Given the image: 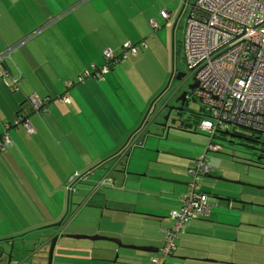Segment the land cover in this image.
Returning <instances> with one entry per match:
<instances>
[{
	"label": "crops",
	"instance_id": "1",
	"mask_svg": "<svg viewBox=\"0 0 264 264\" xmlns=\"http://www.w3.org/2000/svg\"><path fill=\"white\" fill-rule=\"evenodd\" d=\"M115 2L120 4L119 11L114 10ZM130 7L132 3L128 5L127 0H0V49L6 45L20 43L4 56V63L0 64V136L8 128L9 131L6 132L13 138L12 144L5 148L6 151L0 149V178L7 169L12 170L17 176L9 161L14 153H19L26 160L31 155L37 166L31 163L28 170H22L23 176L33 178V181L37 178L36 182L42 186L40 191L36 186L38 199L34 198L35 196L31 199V203L39 210L36 212L31 208L29 213L32 214L20 220V227L24 232L12 234L14 236L10 238L8 235L11 233L5 230L0 237V257L8 253L13 264H47L51 238L57 233L60 235L55 240L50 264H108L107 260L114 258L116 253L118 261L127 257V260L135 264H147L156 252L123 248L111 241L98 239L103 243L85 244L86 251L90 250L91 253L84 254L86 251L83 243L86 242H81L80 239L87 238L69 237L68 234L117 237L125 244L158 248L162 245L164 230L173 226V220L169 216L170 211L178 208L180 195L187 189V185L171 182L169 179L181 182L187 180L179 176L178 173L182 171L178 167L171 168L168 164L169 161L174 163L171 158L170 160L163 158L164 154H169L168 151L147 148V145L153 146L152 143L157 140L155 134L152 131L139 132L134 135L132 146L126 147L119 155L111 156L137 127L149 104V101L141 95L135 99L130 93H126L125 100L122 96H118L119 101L126 107L115 104L113 97L109 99L110 90L116 88L117 82H120L118 65H123L127 69L128 62L126 63L125 60L127 56L130 59L133 57L131 61H134L143 50L137 41L140 37L138 24L141 23V15L148 13L152 16V12H144L137 4L132 11ZM161 10L159 9V15ZM168 14L166 18L170 17L169 12ZM126 18H129V21H126ZM113 20H118L117 28ZM149 22L153 26L156 25L152 17L149 18ZM25 34L29 37L27 35L28 38H22L21 36ZM133 41L136 43H132ZM124 42H130L135 46V53L124 51V57L118 60L122 64L115 63L116 66L114 65L112 71H109L110 68L102 76H97L93 72L95 69L93 67H98L97 64L101 62L102 51L109 48L114 54H120ZM56 70L64 72L61 80H53L52 72ZM62 94L69 99L68 103L57 100ZM33 97L49 98L45 104V111L32 110ZM82 102H86L87 117L92 114V118L89 117L90 126L93 129L107 126L109 129H107V138L101 141L102 147L96 146L95 150L90 151L92 155H96V160H100L95 163L93 169L86 167L84 160L83 163H77V158L73 159L74 170L70 176L82 172L79 176L83 178L82 181L91 182L89 176L97 174L99 170L102 174L92 188L86 190L77 188L75 196L73 194L75 191L70 189L71 186L67 181H59L62 188H53L54 182H51V177H49L50 181H47L46 163L51 164V157L53 158L59 151L57 147L53 148L49 145L48 141L52 140L49 139L50 135L47 131L52 132L59 147L66 152L65 146L54 133L47 117L51 119L56 114L65 115L69 111H77ZM20 108L21 113L31 124V132L16 121L20 116L18 112ZM35 115H39L45 125ZM57 126L64 132L65 129L61 125ZM167 131V128H163L160 136L167 134ZM161 141H158V144L162 143ZM42 146L46 149L44 150ZM207 146L208 143L203 154L202 148L198 150L200 155L208 151ZM122 155L127 157V166L121 171L123 177L121 188L104 189L102 185L107 182L115 187L118 185L117 177H109L115 165L108 166L112 159L117 157L120 160ZM87 159L88 157L86 161ZM14 163L20 168L17 159ZM41 174H45V181H40ZM213 174H216L215 171ZM59 176L62 178L61 172ZM18 180L23 185L22 177L18 176ZM127 187L129 188L125 189ZM24 189L26 190V187ZM20 190L22 194L23 187ZM199 190L206 192L200 188ZM46 196L48 201L45 199ZM50 198L54 201H50ZM231 205L232 211L244 208L243 204L238 208L233 207V203ZM43 206L46 209H42ZM220 208L218 200L210 195L207 212L192 218L184 230L177 234L174 240L175 250L166 257L163 264H209L207 262L227 264V261H235L224 253L211 251L196 244L198 239L208 240V237L199 236V231L215 227H220L217 237L230 241L235 248L243 242L242 237H238L237 231L233 240L231 236L220 230L226 228L228 226L226 224L229 223H236L235 227L243 224L242 221L237 222L238 218L234 216V212L231 213L234 218L229 221L217 220L216 215ZM31 216L34 222H31ZM62 217L61 225H57ZM204 217L207 219H203ZM136 219H140L144 224L147 223L146 226L149 227L159 224L160 235L158 237L154 235L152 227L150 230L135 226L141 224ZM132 221L135 222L136 229L126 228ZM255 227L264 230V225L256 224ZM240 233L242 235L244 232ZM98 245L100 247L97 248ZM261 252L260 258L251 257L250 254L243 261L247 264H264V248ZM242 257V253L237 254V260ZM2 260L4 263L5 260Z\"/></svg>",
	"mask_w": 264,
	"mask_h": 264
},
{
	"label": "rangeland",
	"instance_id": "2",
	"mask_svg": "<svg viewBox=\"0 0 264 264\" xmlns=\"http://www.w3.org/2000/svg\"><path fill=\"white\" fill-rule=\"evenodd\" d=\"M128 5L132 3V7H130V10L132 11L135 9L134 7L139 5L141 9H143L144 12L150 11L152 12V16L148 13L145 15H141V23L138 25L140 26V37L138 38L139 46L143 49L136 57L134 61H131L129 56H127L126 63L127 69L123 65H118V76L120 82H117L116 88H112L110 90L109 99L110 97H113V102L115 104H118V106H124L123 102H120L118 99V96H122L125 100L126 93H130L132 97L138 98V95H141L144 97L145 100L151 101L160 90H162L168 80L169 72L171 69V61H172V50H173V56H174V65L175 69L178 71H186L185 69V63L183 60V48H182V37L184 34L185 24H186V17H187V4L184 7L182 13L179 15L176 26L174 28L173 33V40H174V48L172 49V24L177 17V14L179 12V8L183 2V0H127ZM136 3V4H135ZM116 8L115 11L120 10V4L118 2H115ZM145 9V10H144ZM159 9L166 10L170 13L169 18L161 17L159 15ZM109 11V10H108ZM110 12V11H109ZM133 15V14H132ZM153 18L156 21V25L153 26L149 22V18ZM126 21H129V18H126ZM118 20H113V24H115V27L117 28L116 23ZM118 30V29H117ZM120 32V31H119ZM22 38L27 37V35L21 36ZM20 37V38H21ZM29 37V35H28ZM27 37V38H28ZM19 39V38H18ZM102 40V38H101ZM132 43H136V41H133ZM18 44V43H17ZM17 44H10L6 45L2 48V50H8V52L13 51L14 48H16ZM43 44V43H41ZM100 44V41L98 42ZM47 48V46H45ZM49 51V49H48ZM7 52V53H8ZM129 55V54H128ZM124 60V61H125ZM103 58L101 59V62L97 64V66L103 65ZM117 64H122L117 62ZM115 65V66H116ZM113 66L109 71H112ZM64 75L63 71L56 70L55 72H52V78L54 81L57 79H62ZM122 83L123 85H120ZM190 83V78L187 76L183 77V85L186 87ZM175 84L172 82L169 84L168 88L165 90V94L161 96V98H167V96H170L172 91L174 90ZM148 97V98H147ZM158 99L153 105L151 111H160L162 109V102L164 100ZM168 99V98H167ZM32 100V99H31ZM104 101V99H101ZM160 100V101H159ZM148 102V103H149ZM161 102V103H160ZM87 105L86 102H82L80 104V107L77 111H69L68 114L65 115H59L56 114L55 117L51 118L47 117L48 123L51 125V127L54 129V133L60 138L62 144L66 148V154L65 151H63L58 143L55 141V137L53 136L51 131H47V133L50 135V140L48 141L49 145L58 148V152L55 153L53 158L51 157V164L46 163V176L47 181L49 180V177H51V182H54V187H61L62 185H59V181L65 182L67 181V184L71 186L70 189H73L75 191L77 188L86 190L89 188H92L94 186L95 182L98 181V179L101 178V170L99 168L96 169L97 174L89 176V181H82L83 178H80V174L74 173L72 174V171L74 170L73 165V159L77 158V163L81 162L86 167H89L90 169H93L95 166V163L99 160H96V155H92L90 151L95 150L96 146H101V141L104 138H107V126L106 127H100V129H93L90 124L91 121H89V117L92 118V114L87 117L85 114V110ZM185 109L188 113H183L184 115H189L190 113V119L188 122H184L182 126L179 128L181 131H176L172 125H177V123H170L168 120L167 126H171L168 131L166 132L164 136H160L161 132L163 130V127H157L153 125H148V127H143L144 132L148 133L147 131L151 128H158V130L152 129V133L155 134L156 139L158 141L162 140L160 144H158V141L155 140L154 143H152L153 146L147 145V148L153 149V150H159V151H168V155L164 154L163 158H167L170 160V158L174 161H169L168 164L172 165L175 164L178 166V168L182 171L178 173L179 176L186 179V182L193 181V178L187 174L186 168H192L195 165L194 159H196L200 154L199 151L201 149V153L203 154L205 152L206 144L208 143V136L210 135L208 132H202L198 129H196L197 123L201 120L202 116L204 115V109L202 108V105L200 102L195 99L190 93L187 95V99L185 102ZM34 110V109H33ZM35 111V110H34ZM174 111V110H173ZM172 111V112H173ZM165 112V113H164ZM166 111L161 112V118H163L166 115ZM173 114V113H172ZM39 118L41 123L45 125L44 121L41 119L39 115H35ZM189 116H187L189 118ZM160 117V116H159ZM18 121V118L16 119ZM165 122V121H164ZM172 124V125H171ZM61 125L62 128H64V132L60 131L59 126ZM73 125V126H72ZM78 128L75 130L74 128ZM46 129L48 128L45 127ZM5 129L3 132L6 133ZM9 131V130H8ZM155 131V132H153ZM230 131V130H229ZM128 133V132H127ZM257 136L258 133H255ZM222 135L223 134H218ZM217 137L214 139V141L221 143L222 150H218L216 152L209 151L207 152L208 157V165L213 168V172L234 181H241L245 183H250L257 186H262L261 188H255L252 186H246L245 184L240 183H234V182H227V181H215L207 178L204 175H200L197 184L198 187L206 192H208L211 196H220L221 199H217L219 202V205L221 206L219 213L216 215L217 220H223V221H229L233 219L234 217L231 216V213L234 212V216L238 221H242V225L239 227H235L237 225L236 223H229L225 224L228 225L226 228H221L220 230H223L225 234H228L232 237V239H235V232H238V237H242L243 242L237 245V248H235V245H232L230 241L223 240L221 238L217 237V232L220 227H215L212 229H203L202 231H199L200 235L203 237H208L207 239H198L196 241V244L202 245L205 248H208L211 251H217L218 253H224V255L227 257H232L235 259V261H227V264H247V262L243 261L244 259H247L248 256L251 254V257L257 256L260 258L262 256V250L264 248L263 239H264V230L261 227H255L256 224L264 225V166L262 165H255L249 162H246L244 160H241V158H232L231 152L235 146L231 144L229 145L227 142L230 140L228 136H224V138ZM8 139V138H7ZM5 139V141L7 140ZM13 142V138L11 143ZM9 144V143H7ZM101 144V145H98ZM9 144L8 146H10ZM45 150L46 147L42 146ZM163 149V150H162ZM7 149H5L6 151ZM89 152V154H88ZM240 155H245L244 153L238 152ZM18 154V155H17ZM155 156V155H154ZM162 155H159V157ZM88 157L87 161L86 158ZM99 158V157H98ZM17 159L20 165V168L16 167V164L14 163V160ZM118 160L117 157L112 159L109 162V166L115 165L114 170L110 173L109 177H117L116 183L118 184L116 187L113 185H110L108 182L102 185L104 189H116L121 188L123 184V177L121 171L125 169L127 166V157L125 158L124 155L121 156ZM11 166L15 169V174L12 170L7 169L3 176L0 178V237L4 234L5 230L9 231L11 235H8L10 238L11 236H14L12 234H19L23 233L24 231L20 227V220L26 219L25 217H28L32 213H29L32 208L34 211H38L39 209L35 207V205L32 202V197L38 199L36 195V186H38V191L42 189V186L37 183L38 180L35 178L36 181H33V178H27L22 173V170H28V167H31L32 165L37 166V163L33 161L32 156H28V160H26L25 157L21 156L19 153H14V155L10 158ZM100 161V160H99ZM98 163V162H97ZM101 167V166H100ZM107 167V168H108ZM18 169V170H17ZM117 170V171H116ZM1 171V169H0ZM60 172L62 173V178L59 176ZM94 173V172H93ZM45 174L40 175V181H45L46 176ZM120 175L118 177V175ZM13 176V177H11ZM18 176L22 177L23 185L21 184L20 180H18ZM8 177L10 179H8ZM13 178V179H11ZM61 178V180H60ZM120 180V181H119ZM107 179H105V182ZM48 184V183H47ZM66 184V185H67ZM67 185V187H69ZM23 187V192L21 194L20 188ZM26 187V190L24 189ZM52 187V184H51ZM129 187L125 188L128 189ZM56 191V190H54ZM216 193V194H212ZM73 194H77V191H75ZM209 195V196H210ZM71 197V194H69ZM73 196V195H72ZM226 197V198H225ZM228 198H230L229 201ZM45 199L48 201V197L46 196ZM53 198H50V201H52ZM27 201H30L27 202ZM54 201V200H53ZM76 201V200H75ZM233 203V207H239L241 204H243L244 208L239 209L238 211H232V207H229V203ZM109 204H112L109 202ZM45 207L43 206L42 209ZM46 209V208H45ZM207 219V218H203ZM209 219V218H208ZM126 220V219H125ZM130 220V219H128ZM135 220V219H134ZM138 221V225H135L137 227L141 228H147L152 230L150 227L154 228L153 232L154 235L157 237L160 235V228L161 226L156 223L154 226H146L144 222H142L140 219H136ZM53 221V220H50ZM31 222L33 221V218L31 216ZM54 223V222H53ZM134 221H132L130 224L127 225L126 228L131 227L136 229L134 226ZM228 223V222H227ZM122 224V223H121ZM120 224V225H121ZM234 225V226H233ZM217 228V229H216ZM158 232V234L156 233ZM240 232H244L241 233ZM181 233V232H180ZM241 239V238H240ZM81 242H86L84 244V250L86 251L85 244H93L97 243L99 244L102 242L101 240H88V239H80ZM17 243V241H16ZM15 243V244H16ZM103 243V242H102ZM95 244V245H97ZM100 247V245L97 246V248ZM241 249V251H239ZM91 253L90 250H87L84 252V254ZM242 253L243 257L239 258L237 260V254ZM144 254V253H142ZM223 260V259H222ZM237 260V262H236ZM243 261V262H240ZM131 263L135 264L133 261ZM209 264H216L207 262ZM220 263V260L218 261Z\"/></svg>",
	"mask_w": 264,
	"mask_h": 264
},
{
	"label": "built area",
	"instance_id": "3",
	"mask_svg": "<svg viewBox=\"0 0 264 264\" xmlns=\"http://www.w3.org/2000/svg\"><path fill=\"white\" fill-rule=\"evenodd\" d=\"M186 4L182 37L186 71L183 72L190 83H197L190 95L204 109L196 129L210 134L207 152L221 148L214 139L223 131L243 129L264 136V0H185L184 7ZM160 15L169 16L165 10ZM124 51L135 53L136 48L124 42L121 58ZM7 52L1 53L0 58ZM102 58L103 65L93 67L97 76L118 62L109 48L102 51ZM58 100L69 102L64 94ZM48 101V98L33 97L31 108L36 112L45 111ZM17 122L28 132L32 131L26 117L18 116ZM0 137L1 150L12 144L8 132ZM206 153L199 155L194 167L189 169L193 181L180 195L178 208L170 211L173 226L164 230L162 245L147 264H163L175 250L177 234L192 218L207 212L209 195L199 190L197 184L200 173L212 172Z\"/></svg>",
	"mask_w": 264,
	"mask_h": 264
},
{
	"label": "water",
	"instance_id": "4",
	"mask_svg": "<svg viewBox=\"0 0 264 264\" xmlns=\"http://www.w3.org/2000/svg\"><path fill=\"white\" fill-rule=\"evenodd\" d=\"M184 5H185V0H183V2H182V4H181V6H180V9H179V12H178V14H177V17L175 18V20H174V22H173V24H172V31H171V33H172V49L174 48L173 46H174V40H173V33H174V28H175V26H176V22H177V19H178V17H179V15L182 13V11H183V8H184ZM171 64H172V66H171V69H170V72H169V76H168V80H167V82H166V84H165V86H164V88L162 89V90H160L159 92H158V94L149 102V104H148V106H147V108H146V110H145V112H144V114H143V116H142V118H141V120L139 121V123H138V125H137V127L128 135V137L126 138V140L124 141V143L121 145V147L118 149V150H116L111 156H116V155H119L121 152H123V150L127 147V148H129L130 146H132L134 143H133V140H134V135L135 134H137V133H139V132H142V131H144L143 130V127H144V129H145V127H148V125L150 126V125H153V126H157V127H163V128H167V130L171 127V126H167V123H168V120H169V122L170 123H177V125H172L174 128H177V129H179L181 126H182V124L184 123V122H188L189 121V119H190V113H189V115H186L185 116V118H181V115L183 114V113H188L187 112V110L184 108V107H182L181 105H183L184 104V102L186 101V99H187V97H186V95H188V93H190V91H191V89L194 87V86H196L197 85V83L196 82H193V83H189L185 88H184V90L181 92V94H180V98H179V100H180V106H181V108H179V107H174L173 105H171V106H168V105H166L167 107V114L162 118V122H160L161 121V110L160 111H151V109H152V107H153V104H154V101L160 96V94L161 93H163L167 88H168V86H169V84H170V80H171V77H172V74L175 72V76H174V78L176 79V80H179V79H181V77L184 75V72L183 71H178V70H175V67H174V60H173V50H172V61H171ZM164 108V107H163ZM177 110V111H179L180 113H174V111L173 110ZM173 111V112H172ZM171 113H173V114H171ZM160 116V117H159ZM187 116H189V118L187 117ZM165 121V122H164ZM152 129H155V130H158V128H151V129H149L147 132L148 133H150L151 131H152ZM222 134L224 135V136H228L229 138H240V139H244V140H250V141H253V140H259V136H255V137H252V138H250V137H244V136H242V135H239L238 134V131L236 132V131H223L222 132ZM261 136H263V135H261ZM264 137V136H263ZM228 143H229V145H231V144H233L234 145V142L232 141V140H229V141H227ZM258 142H261V145H263L264 146V141H258ZM231 143V144H230ZM141 145V144H140ZM221 146V148L219 149V150H222V145H220ZM232 146V145H231ZM247 149H249V148H247ZM232 150H234V149H232ZM218 151V150H217ZM214 152H216V151H214ZM233 152H235V151H233ZM233 152H231V157L234 159V158H241V160H244V161H246V162H249V163H252V164H254L253 162H252V159L251 158H247V157H242V156H238V155H236V154H233ZM242 153V152H241ZM248 155H249V153H247ZM259 159H261V156H257L256 157V159L255 160H253V161H257V160H259ZM196 159H194V161H195ZM170 165V164H169ZM171 166V168H177L178 166L177 165H175V164H172V165H170ZM194 167V166H193ZM212 168V167H211ZM189 169H191V168H186V171L188 172V174H189ZM200 175H204V176H206L207 178H209V179H211V180H219V181H227V182H234V183H240V184H245L246 186H252V187H255V188H261L262 186H257V185H253V184H250V183H245V182H241V181H232V180H229V179H227V178H225V177H223V176H221V175H216V174H213V168H212V172H210V173H200L199 175H198V177H197V180H198V178H199V176ZM169 181H175V182H178V183H182V184H185V185H188V183L189 182H181V181H177V180H171V179H169ZM213 195L214 194H216V193H212ZM213 197H215V199L217 200V199H221L222 197H220V196H216V195H214ZM226 198V197H225ZM68 199H69V197H68ZM228 200L229 201H232V200H230V198H228ZM229 207L231 208L232 207V205H231V202L229 203ZM67 212H65V214H66ZM65 214L63 215V217L65 216ZM63 217L62 218H60V220L57 222V225H61V223H62V220H63ZM60 234H55L54 236H53V238H51V242H50V246H49V250H48V261H47V264H50V262H51V258H52V251H53V247H54V243H55V240L57 239V237L59 236ZM68 236L69 237H79V238H87V239H91V240H98V239H103V240H107V241H111V242H113L114 244H116L117 246H119V247H123V248H133V249H136V250H140V251H144V252H156L157 251V247H154V246H146V245H131V244H125V243H123L122 241H121V239L120 238H114V237H107V236H100V235H95V236H85V235H83V236H81V235H69L68 234ZM106 250H108V249H106ZM129 262H131V261H129V260H127V257H123L122 258V261H118V254L116 253L115 255H114V258H112L111 260H107V263L108 264H119V263H123V264H125V263H129Z\"/></svg>",
	"mask_w": 264,
	"mask_h": 264
},
{
	"label": "flooded vegetation",
	"instance_id": "5",
	"mask_svg": "<svg viewBox=\"0 0 264 264\" xmlns=\"http://www.w3.org/2000/svg\"><path fill=\"white\" fill-rule=\"evenodd\" d=\"M174 76H175V72L172 74V77H171V80H170V83L172 82L173 84H175V87H174V90L172 91V93H171V95L170 96H167V98L164 100L163 98H161V96L162 95H164L165 94V91L163 92V93H161L160 94V96L154 101V104H156L155 102L158 100V99H160V100H164V102H160L161 104H162V109H161V112H162V110L163 111H166V113H167V106L166 105H168V106H171V105H173L174 107H179V108H181V106L182 107H184L185 108V102H184V104L183 105H181L180 106V100H179V98H180V94H181V92L184 90V85H183V77L185 76V75H183L182 77H181V79H179V80H176L175 78H174ZM186 97H187V95H186ZM159 100V101H160ZM153 104V105H154ZM164 107V108H163ZM165 113V112H164ZM174 113H180L179 111H177V110H175L174 109ZM161 116V115H160ZM185 116L186 115H184V114H182L181 115V118L183 117V118H185ZM160 122H162V118H161V121ZM238 134L239 135H242V136H244V137H250V138H252V137H255L254 135H256L255 133H252V132H249V131H247V130H243V129H241L240 131H238ZM257 136H259V140H253V141H250V140H244V139H240V138H230V140H232L233 142H234V145L233 146H235L233 149H234V151L235 152H233V154H236V155H238V156H242V157H249V158H251L252 159V162L255 164V165H262V166H264V146L263 145H261V142H258V141H264V137L263 136H261L260 134L259 135H257ZM219 138H221V136L219 137ZM224 138V137H223ZM229 141V140H228ZM231 146V145H230ZM247 148H249V149H247ZM238 152H242V153H244L245 155H240ZM247 153H249V155L247 154ZM257 156H261V159H259V160H257V161H253V160H255L256 159V157ZM83 175V174H82ZM81 175V176H82ZM3 255V254H2ZM9 254L8 253H6L5 255H3L2 257H0V264H13L12 262H11V260L9 259ZM4 259L5 261H4V263H3V260L2 259Z\"/></svg>",
	"mask_w": 264,
	"mask_h": 264
},
{
	"label": "trees",
	"instance_id": "6",
	"mask_svg": "<svg viewBox=\"0 0 264 264\" xmlns=\"http://www.w3.org/2000/svg\"><path fill=\"white\" fill-rule=\"evenodd\" d=\"M25 35H28V34H25ZM24 40H26V39H24ZM24 40H23V41H24ZM23 41H22V42H23ZM18 44H20V43H18ZM4 51H5V50L0 49V54L3 53ZM11 53H12V52H11ZM115 55L117 56V59L119 60V59H121V57H122V52H121L120 54H115ZM4 56H5V55H4ZM4 56H3L2 58H0V64L4 63V59H3ZM173 59H174V56H173ZM118 60H117V61H118ZM114 65H115V64H114ZM114 65H113V66H114ZM113 66H112V67H113ZM112 67H111V68H112ZM174 67H175V65H174ZM175 70H176V69H175ZM11 84H12L13 86H15V85L12 83V81H11ZM48 99H49V98H48ZM57 100H58V99H57ZM58 101H59V100H58ZM20 110H21V108H20L19 111H18L19 114L22 115L23 117H26L25 115H23V114L21 113ZM2 133H3V132H2ZM223 137H224V136L221 135V138H223ZM6 148H7V147H6Z\"/></svg>",
	"mask_w": 264,
	"mask_h": 264
}]
</instances>
